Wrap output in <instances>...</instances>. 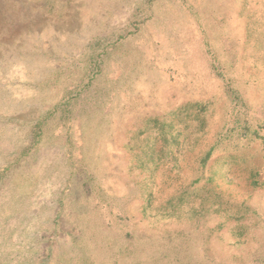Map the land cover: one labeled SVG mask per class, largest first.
Instances as JSON below:
<instances>
[{"label":"rangeland","instance_id":"rangeland-1","mask_svg":"<svg viewBox=\"0 0 264 264\" xmlns=\"http://www.w3.org/2000/svg\"><path fill=\"white\" fill-rule=\"evenodd\" d=\"M0 264H264V0H0Z\"/></svg>","mask_w":264,"mask_h":264}]
</instances>
